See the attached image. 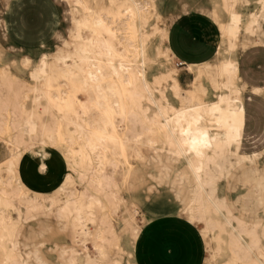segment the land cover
<instances>
[{
    "label": "bare ground",
    "instance_id": "6f19581e",
    "mask_svg": "<svg viewBox=\"0 0 264 264\" xmlns=\"http://www.w3.org/2000/svg\"><path fill=\"white\" fill-rule=\"evenodd\" d=\"M68 1L72 6L68 38L52 59L41 58L32 69L33 85L23 100L16 93L0 91V116L2 111L7 116L0 119V132L8 136L14 149L0 167V264H32L21 250V224L50 214L63 221L72 234L62 264H120L108 257L116 235L106 200L112 208L119 202L116 189L125 185L132 167L127 142L139 140L183 160L192 173L195 191L186 212L190 221L201 224L200 235L206 239L215 264L222 258L221 264H264L260 222L250 223V228L243 221L234 224L228 203L218 193L221 179L228 180L236 169L257 165L264 154L240 151L245 107L236 55L242 33L263 43L264 0H256L257 10L249 12L237 7L248 6L251 0L215 2L213 21L221 36L218 53L211 62L187 66L193 74L187 90L171 65L151 81L147 79L146 67L156 60L148 48L150 34L159 31L164 43L157 55L174 60L166 45L172 19L165 27L146 30L149 13L156 10L152 0ZM118 33L124 40L121 51ZM1 78L7 85L8 76ZM168 89L176 105L169 99ZM28 92L31 109L24 105ZM252 92L262 96L264 88ZM180 113L186 121L197 120V127L206 133L208 146L199 154L189 151L172 134ZM47 115L60 119L56 129L47 127L45 120L41 122ZM14 124L16 137L11 134ZM24 134L39 135L43 143L62 146L67 167L79 179L82 191L74 187L72 173L49 195L26 187L16 170L22 145L18 137ZM121 165L128 169L118 180L116 172ZM109 166L111 174L107 173ZM130 232L137 235L135 228ZM88 241L97 250L95 259L77 254L76 247L86 250Z\"/></svg>",
    "mask_w": 264,
    "mask_h": 264
},
{
    "label": "rangeland",
    "instance_id": "374dc122",
    "mask_svg": "<svg viewBox=\"0 0 264 264\" xmlns=\"http://www.w3.org/2000/svg\"><path fill=\"white\" fill-rule=\"evenodd\" d=\"M152 1L156 10L149 13L148 32L154 27H165L174 17L191 10L194 3L200 5V0ZM216 1L219 0L200 2L212 8ZM237 8L241 12H249L257 10L258 5L256 0H251L248 6ZM71 10L68 0H0V91L12 96L16 93L23 100L28 87L33 85L30 78L32 69L41 58L52 59L56 50L67 40ZM226 19L227 15L223 12L222 20ZM118 36L121 44L117 48L121 51L124 40L121 33ZM247 38L243 33L239 35L237 57L241 51L253 45ZM219 40L221 36L217 34V43ZM147 43L150 55L156 59L146 67L147 79L151 81L171 65L178 70L182 88L189 89L188 83L193 78L191 71L174 60L168 61L164 54L157 55V50L164 45L160 32L150 34ZM3 74L9 78L7 85L1 82ZM262 82L264 87V79ZM28 95L24 105L26 109H31L30 92ZM167 95L176 105L170 89ZM243 101L247 127L240 151L264 153V95H256L246 86ZM38 111H42V107ZM6 118L2 111L0 119ZM43 120L47 127L53 129L60 123V119L52 115L42 117L41 122ZM11 121L18 120L12 118ZM12 126V137H16L18 131L15 124ZM18 138L22 139V145L16 170L23 184L39 195L51 194L66 175L72 173L67 167L64 148L55 142H41L39 135L30 137L24 134ZM127 146L132 167L125 185L120 184L116 189L119 202L112 208L106 200L109 205L106 211L110 213L116 235L108 247V257L118 260L120 264H215L207 249L206 239L200 235L201 224L197 220L190 221L186 212L195 183L184 161L149 147L143 140L136 143L129 141ZM12 152L14 149L8 136L0 132V167ZM41 165L46 169L44 172L39 170ZM127 169V165L118 168V180L127 173ZM107 173H112L111 166L107 168ZM72 175L75 178L74 187L81 192L83 187L79 179L75 173ZM218 193L228 203L234 224L243 221L250 228V223L259 221L264 229V154L257 165L236 169L228 180L221 179ZM52 209L54 211L56 207ZM174 219L182 221L167 222ZM62 222L50 214L21 224V250L32 264L64 262V252L72 244V234ZM133 228L137 235L131 234ZM85 247L86 250H82L81 246L76 247L77 254L80 253L78 256L87 255L95 259L98 253L92 242L85 243ZM223 260H220V264ZM101 263L106 264V261Z\"/></svg>",
    "mask_w": 264,
    "mask_h": 264
},
{
    "label": "crops",
    "instance_id": "0c3cea01",
    "mask_svg": "<svg viewBox=\"0 0 264 264\" xmlns=\"http://www.w3.org/2000/svg\"><path fill=\"white\" fill-rule=\"evenodd\" d=\"M200 1L199 6L194 3L191 10L174 17L168 29L166 45L173 54L174 61L181 66H196L211 62L218 53L217 34L219 37L220 34L213 21V7H207L204 3L201 5ZM262 30L263 43L256 41L255 36H248L247 39H250L249 42L253 45L241 51L237 57L238 73L243 91L246 86L250 92L254 88H264L262 87L264 79V24ZM246 127L245 111L243 140L246 136ZM181 221L174 219L167 222Z\"/></svg>",
    "mask_w": 264,
    "mask_h": 264
},
{
    "label": "clouds",
    "instance_id": "9594fccd",
    "mask_svg": "<svg viewBox=\"0 0 264 264\" xmlns=\"http://www.w3.org/2000/svg\"><path fill=\"white\" fill-rule=\"evenodd\" d=\"M184 124H186V126H182ZM197 124V120L186 121L183 113H180L177 114L175 119L173 132L180 144L190 146L199 151L207 138L205 131L197 127ZM42 168H44L43 165L40 166V169Z\"/></svg>",
    "mask_w": 264,
    "mask_h": 264
},
{
    "label": "snow or ice",
    "instance_id": "6c2138e0",
    "mask_svg": "<svg viewBox=\"0 0 264 264\" xmlns=\"http://www.w3.org/2000/svg\"><path fill=\"white\" fill-rule=\"evenodd\" d=\"M172 131V134L174 135V132H173V129L171 130ZM175 136V135H174ZM208 145H207V142L206 141H204L203 142V147H207ZM188 150L189 151H196L197 152V154H199V151L198 150H195V149H193L192 147H190V146H188ZM46 169H45V167L44 168H42V169H40V172H44Z\"/></svg>",
    "mask_w": 264,
    "mask_h": 264
}]
</instances>
